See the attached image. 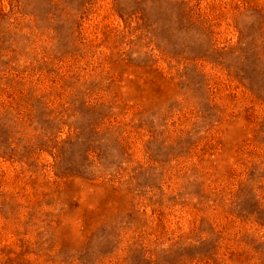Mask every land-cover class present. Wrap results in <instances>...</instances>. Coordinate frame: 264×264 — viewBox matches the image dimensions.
Wrapping results in <instances>:
<instances>
[{
    "label": "rangeland",
    "instance_id": "rangeland-1",
    "mask_svg": "<svg viewBox=\"0 0 264 264\" xmlns=\"http://www.w3.org/2000/svg\"><path fill=\"white\" fill-rule=\"evenodd\" d=\"M0 264H264V0H0Z\"/></svg>",
    "mask_w": 264,
    "mask_h": 264
}]
</instances>
